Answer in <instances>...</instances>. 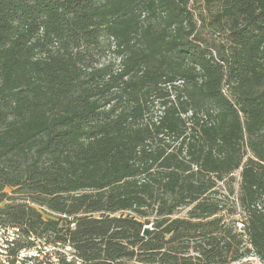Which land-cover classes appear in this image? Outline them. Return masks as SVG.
Returning a JSON list of instances; mask_svg holds the SVG:
<instances>
[{
  "label": "trees",
  "instance_id": "trees-1",
  "mask_svg": "<svg viewBox=\"0 0 264 264\" xmlns=\"http://www.w3.org/2000/svg\"><path fill=\"white\" fill-rule=\"evenodd\" d=\"M243 167L264 0H0V264H264Z\"/></svg>",
  "mask_w": 264,
  "mask_h": 264
},
{
  "label": "rangeland",
  "instance_id": "rangeland-1",
  "mask_svg": "<svg viewBox=\"0 0 264 264\" xmlns=\"http://www.w3.org/2000/svg\"><path fill=\"white\" fill-rule=\"evenodd\" d=\"M107 46V45H106ZM100 60L103 63H108L111 60L114 59V55L111 50L106 47L104 53L101 54L99 57ZM235 176V190L236 193L238 192L239 188L241 185L244 186L246 189V192L249 195H254V196H263L264 197V170H256L251 167H243L241 168L238 172H236ZM8 192L11 191V189H7ZM222 195L221 199L222 202H228L230 206H232V202H237L236 200V195L234 196H229V190L224 187L222 190ZM225 196V197H224ZM186 211H183L180 213V217L185 216ZM240 218V217H238ZM240 228V226H239ZM7 237H9L7 235ZM1 244L3 243V240L0 241ZM38 249L43 253V255H52L55 257V253L61 252L62 249L60 248H53L51 246L45 245L44 241L40 242V245L38 246ZM34 256L38 255V251L34 250L32 251ZM53 257V258H54ZM251 262H254L256 264H261L260 261L256 257H251L250 258ZM53 261H57L56 258L53 259Z\"/></svg>",
  "mask_w": 264,
  "mask_h": 264
},
{
  "label": "built area",
  "instance_id": "built-area-1",
  "mask_svg": "<svg viewBox=\"0 0 264 264\" xmlns=\"http://www.w3.org/2000/svg\"><path fill=\"white\" fill-rule=\"evenodd\" d=\"M2 232H0L1 234ZM7 235L9 236V240L12 241V239L14 238L15 236V231L14 230H8L7 231ZM22 255H25V254H22Z\"/></svg>",
  "mask_w": 264,
  "mask_h": 264
},
{
  "label": "water",
  "instance_id": "water-1",
  "mask_svg": "<svg viewBox=\"0 0 264 264\" xmlns=\"http://www.w3.org/2000/svg\"><path fill=\"white\" fill-rule=\"evenodd\" d=\"M150 231H151V227H146L144 231V235L147 236Z\"/></svg>",
  "mask_w": 264,
  "mask_h": 264
}]
</instances>
